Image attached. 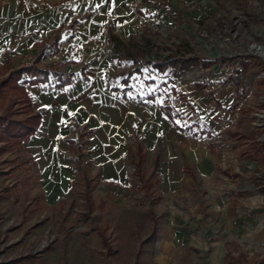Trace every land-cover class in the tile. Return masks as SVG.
I'll return each mask as SVG.
<instances>
[{
	"label": "rangeland",
	"instance_id": "1",
	"mask_svg": "<svg viewBox=\"0 0 264 264\" xmlns=\"http://www.w3.org/2000/svg\"><path fill=\"white\" fill-rule=\"evenodd\" d=\"M254 1L258 8L249 5ZM201 2L0 0V33L6 41L0 47V82L10 75V67L31 64L37 53L32 45L51 38L62 27L67 46L84 53L79 55L80 62L111 63L107 65L108 88L124 89L120 82L141 69L142 72L131 76L126 99L145 104L154 98L159 103L172 104L177 110L184 109L185 116L177 120V125L188 133L178 134L180 142L173 144L179 159L176 166L179 172L176 171L181 173V187L171 189L172 185L163 183L162 171H154L150 161L143 167L144 180L136 178L129 156L124 163L125 178L107 184L100 162L95 164L87 156L83 135L87 127L79 124L74 128L72 124L74 131L63 141L68 148L65 157L72 162L73 172L69 173L64 195L54 201V207L47 204L40 190L36 164L26 158L23 144L0 133V264H47L45 257L56 249L59 264H212L213 250L221 241L217 228L221 217L213 211L216 197L212 196L218 191L220 198L246 189L240 197L246 200L248 212L262 227L258 236H264V62L256 57L229 54L221 59H204L200 57L204 44L198 43L201 34L208 41L218 30L234 28L236 16L242 18L237 29L243 36L244 41H240L249 43L250 37L263 40L259 36L264 32V0H205V5H211L209 10L206 8L207 17H194L195 11L204 9ZM171 9L178 14L175 23L183 25L184 32L175 37L170 47L152 45L157 41L150 27L152 19L157 23V18H164L165 10ZM92 12L90 21L81 22L76 30L73 28L77 18ZM260 31L263 32L259 35ZM49 53L40 65H52L55 58ZM190 54L217 65L208 72L197 68L203 74L188 80V89L201 83L212 93L206 102L212 105V110L221 112L210 114L209 109L208 118L196 108L193 111L187 108L186 102L173 94L171 82L184 87L177 74L168 70L163 76H155L154 60H148L159 55L157 61L165 62ZM238 65L243 69L242 76L228 91L232 69ZM222 73L225 78L219 84L215 79ZM178 91L182 92L180 88ZM5 96L0 97V116L22 121L31 114L23 102L17 103L23 96L7 92ZM192 125L200 128L196 127L195 132L201 129L209 132L210 139L191 140L188 130ZM125 141L135 147L131 138ZM155 142L153 155L158 144H166L163 135ZM200 144L215 147L212 161L219 177L213 186L202 182L189 158L194 146ZM55 232L58 234L55 244L38 252L40 241ZM237 243L236 239L229 243L231 248L229 245L227 248L232 251L229 250L225 264H264V247L256 250L249 244L254 252L249 256ZM203 246L208 247L206 252L201 250Z\"/></svg>",
	"mask_w": 264,
	"mask_h": 264
},
{
	"label": "crops",
	"instance_id": "2",
	"mask_svg": "<svg viewBox=\"0 0 264 264\" xmlns=\"http://www.w3.org/2000/svg\"><path fill=\"white\" fill-rule=\"evenodd\" d=\"M93 15L94 12L82 15L88 16L85 19H82V16H80L74 22L73 28L76 30L77 25L81 22L90 21ZM193 15L199 18L207 17V11L200 8ZM157 20L158 22L166 21L167 24H171V21L166 15L164 18L158 17ZM61 30L62 27L51 38L43 39L40 42H35L34 46L32 45V47L37 48V53L34 58L36 60L41 55V60L38 64L41 68H53L57 72L71 74V83L65 85L63 89H60L57 86L58 81L53 75H50L49 81L46 83H38L35 85L24 83L30 80L28 76H24L20 81V83H23V87L31 102L33 114L38 113L42 116L41 123L36 130L37 132L31 136L28 142L23 143V147L24 153L27 155L26 158L36 164L38 183L41 186L40 190L44 193L47 204L54 207V201L64 195V188L70 180L69 173L73 172V168L72 162L65 157L68 153V148L63 140L69 138L74 128L79 124L88 129L83 134L87 156H91L90 159L95 164L100 162L103 167V180L107 184L121 182L125 178L124 163H126V156L131 157L129 163L133 168L134 176L138 178L134 165L132 164L136 158L128 153V148L131 147L135 152L137 144L141 143L144 148V157H146L142 165V172L144 164L147 161L153 162L154 171H162L165 177L163 183L172 185L173 187L171 189L180 188L181 173L177 174L179 170L176 169V166L179 164V159L173 149V144L176 146L180 142L178 134L182 135L181 133H187V129H183L177 125V120L185 116L186 111L184 109L177 110L175 106L169 103L168 105L159 103L154 98L146 100L145 104L131 103L126 99V94L130 90L129 81L131 77L127 79V75L120 82L124 84V89L108 88L107 74L109 71L107 69L111 63L109 61L96 62L92 60L80 62L79 55L84 53L76 50L73 46H67L66 39L63 40L64 33ZM56 35L61 36L58 52L54 53L53 48H49L44 52L45 41H52ZM4 38L3 33H0V47H4L3 44L6 43ZM63 42L66 43H64L66 45L64 48L62 47ZM18 46L21 47L24 44H19ZM49 51V54L55 58L52 65H40L43 60L48 59L47 52ZM159 59V55L148 58L150 62L154 60V64L164 63L157 61ZM34 61L31 64H23L20 67L30 66ZM70 65L71 67L67 69V66ZM215 66L217 65L214 64L211 68H215ZM20 67H10L8 71L20 69ZM152 70L155 76L159 74L163 76L165 74L155 67ZM168 70H172L173 73L179 76L180 82H183L182 86L184 87L171 82V91L186 102L187 108L192 109V111L196 108L203 113L205 118L209 117V109L210 114H213L214 111L216 113L221 112L215 109L212 110V105L209 106L207 104L206 97L212 95L211 92L207 91V86L198 83L193 89H188V80L191 78L197 79L203 74L198 69L193 72L189 70L190 72L182 73L175 71L173 68ZM209 70L211 69H206V72ZM140 72L142 70L138 68V71L134 74ZM222 75L223 73L215 79L219 84L224 81L225 76ZM200 85L204 86V88L201 89L199 87ZM232 86L231 84L227 90L229 91ZM178 88L181 89V93L178 91ZM212 101L218 105L215 98H212ZM166 106H171L174 112L179 114L175 123H172L165 112L162 111V108ZM213 118L216 119L214 116ZM72 124L75 125L74 128H71ZM188 132L191 140L199 137L210 139V137L201 134L194 136L191 134L190 129ZM162 135L166 144L164 146L158 144V151L153 155L155 149H152V146L156 144L155 141ZM129 138L133 140L135 147L125 141ZM68 142L70 143L72 141L69 139ZM113 147L116 149L112 150ZM194 147L195 150H192V156L189 157L191 162L195 163L194 170H196V174L201 178L203 183L207 186H213L219 177L216 164L212 161L215 147L213 144L208 147H205V144L195 145ZM99 149H103V151L100 153L98 152ZM156 159H158L157 166ZM245 190H236L233 195H224L220 197L221 199L217 197L220 191L215 196L212 194L213 197H216L213 204V211L221 217V220L217 224L221 241L218 242L216 248L213 250L211 256L212 264H225L230 250L229 248H231L229 243H232L235 239L238 242V246L251 244L256 250H261L264 247V236H258L257 234L261 231L262 227H260L258 219L252 218L250 212H248L245 206L246 200L240 197L243 196L240 193L245 192ZM234 205L235 207L233 209ZM232 210H234V214L231 213ZM222 229L224 230L223 232ZM228 245L229 248H227ZM207 248L203 246L201 250L206 252ZM57 252L56 249L45 257L47 264H59Z\"/></svg>",
	"mask_w": 264,
	"mask_h": 264
},
{
	"label": "trees",
	"instance_id": "3",
	"mask_svg": "<svg viewBox=\"0 0 264 264\" xmlns=\"http://www.w3.org/2000/svg\"><path fill=\"white\" fill-rule=\"evenodd\" d=\"M88 18V16H82V19ZM61 40L60 35H56L52 41L48 40L44 43V52L49 49L53 48L54 53L58 52V46L59 41ZM41 56V55H40ZM40 56L37 57V59L34 61V63L30 66H23L20 67V69H16L10 72V75L8 77H5L0 82V97L5 98V94L11 93L12 95L16 96H23L21 100L17 101V103L23 102V105L30 109L31 114H29L27 117L22 119V121H16L12 120L10 117H3L0 116V133L8 134L9 138H12L13 140H17L20 145L23 143H26L29 141L31 136H33L37 131L38 126L41 123V118L38 113L33 114L31 102L29 101V98L26 94V90L23 87V83H20V81L24 78V76H28L30 78L29 81H25L24 83H27L29 85H35L38 83H46L49 81L50 75H53L56 80L58 81V87L60 89H63L65 85L71 83L72 81V75L68 73H60L54 70L53 68H41L39 67V62L41 60ZM215 64L214 61L211 62H203L202 60H199L198 58H181V59H169L167 62H164L162 64H153V67L159 69L160 72L166 73L168 69L173 68L175 71H178L179 73L182 72H188L192 68H202V69H209ZM135 72L133 71L129 73L128 78L129 79ZM201 89L204 88V86H199ZM20 96V97H21ZM16 103V104H17ZM15 104V105H16ZM162 111L165 112V114L168 116L170 121L172 123H175L176 119L179 117V114L177 112H174V109L171 106H166L162 108ZM197 126L192 125L190 127L191 134L196 136L198 134L206 135L209 137V132H207L204 129L199 130L198 132H195L194 129ZM198 128V127H197ZM200 129V128H198ZM128 153L136 158L133 160L132 164L134 165L136 175L138 176L139 180H144V172H142V165L145 161L144 157V148L141 143L137 144V149L134 152L131 147L128 148ZM158 165V159H156V166Z\"/></svg>",
	"mask_w": 264,
	"mask_h": 264
},
{
	"label": "built area",
	"instance_id": "4",
	"mask_svg": "<svg viewBox=\"0 0 264 264\" xmlns=\"http://www.w3.org/2000/svg\"><path fill=\"white\" fill-rule=\"evenodd\" d=\"M256 1H254L253 3L249 2V5H252L256 8L259 7L258 4H255ZM211 6V5H209ZM208 5H205V0H202L201 2V7H203L205 10L206 8H211ZM207 11V10H206ZM212 11H216L213 10ZM166 12V16L167 18L171 21V24H167L166 21H161L155 23L152 19L151 24V28L154 29L155 33H156V43L154 42L152 45L157 44V46L159 45H165V46H172L171 44H173V40H175L176 36H179V34L181 32H184L185 27L183 25L178 26L176 25L175 21L178 20L179 16L176 12H173V10H165ZM242 18L240 16H236V19L233 20L234 21V28H229V31L225 30V32H222V30H218L217 34H215L214 36L210 37V39L207 41L206 40V35L201 34L199 36V40L198 43L204 44L201 49V58L204 59H221L223 57H226L227 54L231 55V56H237V57H241V56H251L253 58H258L259 60L264 62V32L260 31L259 33V37L263 38V40L261 39H257L256 37H250V39L252 40L249 43H244L241 34H240V30H237L239 28V25L241 24ZM230 25H233V23H230ZM196 26L199 27V25L197 24ZM234 29V30H233ZM243 41H240V40ZM240 41V43H239ZM244 43V44H243ZM230 49V50H229ZM199 55H194V54H190L188 55V57H183V58H198ZM182 58V57H181ZM172 59H179V58H172ZM195 68L191 69V72L195 71ZM242 67L241 65H238L236 67H234L232 69V73H231V83L233 86H236L237 82L239 81L238 79L241 78L242 76ZM264 75V74H263ZM262 76H258L259 78H262ZM57 237L58 234L52 233L49 234L48 236H46V238L42 239L40 241V243L38 244L37 247V251L41 252L46 250L47 248L53 246V244H55V242L57 241ZM241 250L242 252H244L245 255H249V256H253L254 252L252 251L251 247L247 246H241Z\"/></svg>",
	"mask_w": 264,
	"mask_h": 264
}]
</instances>
